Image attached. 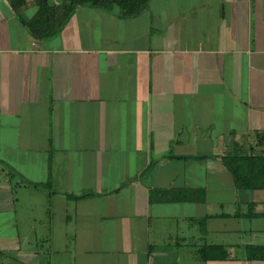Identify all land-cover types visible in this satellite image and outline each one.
Here are the masks:
<instances>
[{"label":"crops","instance_id":"0c3cea01","mask_svg":"<svg viewBox=\"0 0 264 264\" xmlns=\"http://www.w3.org/2000/svg\"><path fill=\"white\" fill-rule=\"evenodd\" d=\"M256 131L264 0L81 5L44 41L0 0V264H264V189L222 159Z\"/></svg>","mask_w":264,"mask_h":264},{"label":"trees","instance_id":"16d2710c","mask_svg":"<svg viewBox=\"0 0 264 264\" xmlns=\"http://www.w3.org/2000/svg\"><path fill=\"white\" fill-rule=\"evenodd\" d=\"M14 10L18 12L22 22L28 27L31 35L40 41L58 35L75 9L81 5H92L113 11L119 15L134 16L148 7L149 0H34L35 14L24 17L28 0H10ZM256 146H250L246 151L237 150L222 156L224 165L234 178L239 190L251 191L264 189V131H256ZM12 175H17L11 172ZM89 194L70 197H83ZM254 208V205H252ZM251 252H256L264 259V246L253 245ZM199 257L207 259H229L231 257L225 246L205 244L197 251Z\"/></svg>","mask_w":264,"mask_h":264}]
</instances>
